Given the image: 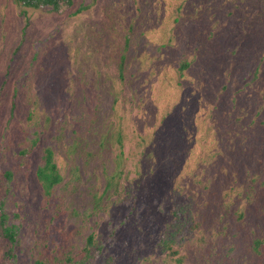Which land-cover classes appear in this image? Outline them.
Segmentation results:
<instances>
[{
    "label": "rangeland",
    "instance_id": "1",
    "mask_svg": "<svg viewBox=\"0 0 264 264\" xmlns=\"http://www.w3.org/2000/svg\"><path fill=\"white\" fill-rule=\"evenodd\" d=\"M25 10L0 0V264H264V0Z\"/></svg>",
    "mask_w": 264,
    "mask_h": 264
},
{
    "label": "trees",
    "instance_id": "2",
    "mask_svg": "<svg viewBox=\"0 0 264 264\" xmlns=\"http://www.w3.org/2000/svg\"><path fill=\"white\" fill-rule=\"evenodd\" d=\"M17 5L20 6L21 14L26 13V8H32V9H46L47 11L51 13L56 14H64L66 11L71 9L74 4L75 0H13ZM92 3L81 5L77 10L76 13H79L87 8L90 7ZM123 60V59H122ZM123 63V62H122ZM122 63L120 70L123 71ZM189 67V61L185 60L183 64L181 65V71H184ZM5 83V82H4ZM4 83L2 85H4ZM15 107V104H13V108ZM36 138L33 140V144H36L38 142L37 135L39 131H35ZM43 162L37 167V179L39 183L41 184V187L43 189V192L45 196L50 197L52 195V190L56 185H58L63 177L61 173L59 172L58 165L55 161V154L52 147H46L43 150V156H42ZM8 176H11L10 172H7ZM115 178V174L111 176L108 182V188L111 187L112 181L111 179ZM0 226L2 229L3 235L10 240V242L15 243L17 241V236L19 232V226L18 224L11 222L10 215L7 213L5 209L4 202L0 203ZM95 245L94 235L91 234L88 237L87 240V246L85 248V252L88 255L89 246ZM87 256H84V258ZM37 264H47L45 260H38Z\"/></svg>",
    "mask_w": 264,
    "mask_h": 264
}]
</instances>
